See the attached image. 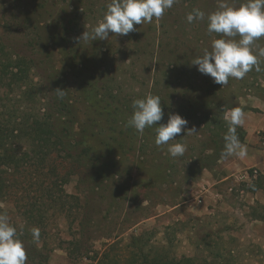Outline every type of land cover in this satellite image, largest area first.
<instances>
[{
  "label": "rangeland",
  "instance_id": "374dc122",
  "mask_svg": "<svg viewBox=\"0 0 264 264\" xmlns=\"http://www.w3.org/2000/svg\"><path fill=\"white\" fill-rule=\"evenodd\" d=\"M110 2L0 0V57L15 73L0 79V213L26 264H264V204L246 201L252 187L264 192V173L216 183L230 163L224 114L258 111L264 70L221 86L191 64L221 38L207 33V14L247 0H177L126 36L79 42ZM194 9L205 20L188 23ZM149 94L161 99L156 126L169 114L188 121L168 142L185 144L183 157L154 144V127H125L132 102ZM212 178L202 196L187 193Z\"/></svg>",
  "mask_w": 264,
  "mask_h": 264
},
{
  "label": "clouds",
  "instance_id": "9594fccd",
  "mask_svg": "<svg viewBox=\"0 0 264 264\" xmlns=\"http://www.w3.org/2000/svg\"><path fill=\"white\" fill-rule=\"evenodd\" d=\"M177 0H111L107 5L102 20L85 31L80 41L106 40L109 34L126 36L137 31L134 25L151 23L159 19L166 10L171 9ZM206 14L194 9L187 14L186 21L205 20ZM206 30L209 35L218 34L221 38L214 39L211 50L205 49L203 54L195 57L191 64L197 71L212 78L214 84L227 85L230 78L243 79L253 69L261 72V61L264 48H258L254 54L253 47L259 38L264 37V0H247L239 7L221 4L220 9L207 14ZM62 98L63 90H55ZM133 111L125 122V127H131L139 134L146 128H155L154 144L168 145L167 151L172 158L183 157L186 145L183 143L169 144L184 132L188 121L178 114H169L166 124L157 125L163 119L159 96L147 95L135 99L131 105ZM246 114L242 108L229 109L224 114L227 122V132L224 135V148L221 159L247 156V146L240 142L237 128L245 125ZM194 132L195 129L189 130ZM35 241L39 240V229L32 228ZM27 255L22 241L17 236L16 227L9 222L6 213H0V264H26Z\"/></svg>",
  "mask_w": 264,
  "mask_h": 264
},
{
  "label": "crops",
  "instance_id": "0c3cea01",
  "mask_svg": "<svg viewBox=\"0 0 264 264\" xmlns=\"http://www.w3.org/2000/svg\"><path fill=\"white\" fill-rule=\"evenodd\" d=\"M258 111L244 110L245 125L240 127L242 129V141L248 149L246 158L239 159L237 157L228 158L229 164L222 168V174L220 173L219 178L216 179V183L226 182L233 174L243 171L248 168L257 167L261 173H264V99L256 107ZM221 163V159H218L216 163ZM218 167V165L216 166ZM215 169V168H214ZM215 179H209L204 183H197L196 186L187 189V193H191L192 196H202L211 182ZM246 201L249 204H264V192L263 187H252L247 191Z\"/></svg>",
  "mask_w": 264,
  "mask_h": 264
},
{
  "label": "trees",
  "instance_id": "16d2710c",
  "mask_svg": "<svg viewBox=\"0 0 264 264\" xmlns=\"http://www.w3.org/2000/svg\"><path fill=\"white\" fill-rule=\"evenodd\" d=\"M2 55V52L0 51V56ZM2 58L0 57V79H1V77H3V74H5L4 72H10L9 74H10V76H12V75H15V73H11L12 72V70H11V68H9L8 66H5L4 64H3V62H2V60H1ZM9 68V69H8ZM6 131H4V130H1L0 129V164H1V161L2 162H6L7 161V157H8V155L6 154V149H4V141H5V137H6V133H5ZM56 138H57V140H59L60 141V139H59V136H57L56 135ZM239 140H240V142L242 141V136H240V138H239ZM1 149H2V151H1ZM5 158H4V157ZM219 159V157H217L216 159H215V162L217 161ZM156 264H159V263H156ZM186 264H190L188 261L186 262Z\"/></svg>",
  "mask_w": 264,
  "mask_h": 264
},
{
  "label": "built area",
  "instance_id": "2783aa9c",
  "mask_svg": "<svg viewBox=\"0 0 264 264\" xmlns=\"http://www.w3.org/2000/svg\"><path fill=\"white\" fill-rule=\"evenodd\" d=\"M259 171L255 167L245 169L234 176V181L238 185H247L255 181L258 177ZM233 189L229 188L231 192ZM239 194H243V190L238 191Z\"/></svg>",
  "mask_w": 264,
  "mask_h": 264
}]
</instances>
